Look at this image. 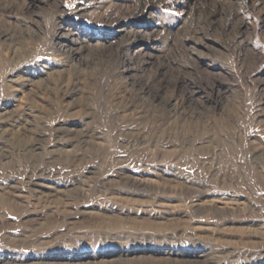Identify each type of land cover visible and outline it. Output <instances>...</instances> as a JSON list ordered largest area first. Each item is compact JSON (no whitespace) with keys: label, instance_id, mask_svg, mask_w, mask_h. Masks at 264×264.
<instances>
[{"label":"rangeland","instance_id":"rangeland-1","mask_svg":"<svg viewBox=\"0 0 264 264\" xmlns=\"http://www.w3.org/2000/svg\"><path fill=\"white\" fill-rule=\"evenodd\" d=\"M0 264H264V0H0Z\"/></svg>","mask_w":264,"mask_h":264}]
</instances>
